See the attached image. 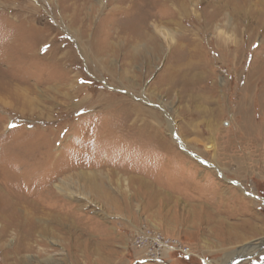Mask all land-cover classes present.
Masks as SVG:
<instances>
[{"label":"rangeland","instance_id":"374dc122","mask_svg":"<svg viewBox=\"0 0 264 264\" xmlns=\"http://www.w3.org/2000/svg\"><path fill=\"white\" fill-rule=\"evenodd\" d=\"M118 3L0 0V264H264V0Z\"/></svg>","mask_w":264,"mask_h":264},{"label":"bare ground","instance_id":"6f19581e","mask_svg":"<svg viewBox=\"0 0 264 264\" xmlns=\"http://www.w3.org/2000/svg\"><path fill=\"white\" fill-rule=\"evenodd\" d=\"M119 1V3L121 4V2L123 1V0H118ZM161 1V0H160ZM162 1H164V2H166L167 0H162ZM133 2V1H132ZM118 3V4H119ZM119 4V5H120ZM116 5V4H115ZM117 7H118V5H117ZM120 7V6H119ZM115 9V8H114ZM167 18V17H166ZM173 19V18H172ZM160 22H161V20H160ZM165 24H167V23H170V21L168 22H164ZM165 24H155V26H153L154 28L153 29H155V30H157L158 31V33H159V35L160 36H162L166 41H167V43L168 44H170L171 43V41H172V36H171V33H170V31L167 29V28H165L164 29V25ZM171 25V24H170ZM169 26V25H168ZM147 28V27H146ZM246 99V98H245ZM245 99H243V102H241V104H238V105H242L243 103H244V101H246ZM250 139V138H249ZM243 140V139H242ZM247 142V141H246ZM67 184V183H66ZM49 185V184H48ZM64 186V185H63ZM51 188V187H50ZM62 188V187H61ZM61 188L60 187H58V186H56V191L57 192H60L61 191ZM11 190V189H10ZM51 190V189H50ZM40 191V190H39ZM18 194V193H17ZM16 194V195H17ZM46 194V193H45ZM38 195V194H37ZM48 195V194H47ZM53 195V194H52ZM28 195H26V197H27ZM51 196V195H50ZM60 196V195H59ZM18 197V196H17ZM24 197V196H23ZM22 197V198H23ZM49 197V196H48ZM22 198H20V199H22ZM43 198V197H42ZM27 199H29V197H27ZM56 199H59V198H56ZM43 200V199H42ZM51 200V199H50ZM17 201V200H16ZM16 201H10L9 202V204H7V205H5L4 206V209L3 210H5L6 212L8 211V210H6V209H8L9 208V210L11 211V213H1V218L2 219H4V222H3V228H2V230H1V232L3 233V232H5L7 229H8V227H15V230H16V233H17V235H20V236H23V237H29V235H30V232L34 229V228H38V226L36 225V224H39V223H41V222H43V218L42 217H40V216H37L36 214L37 213H34L35 211L34 210H36V209H38L39 207H38V205L36 204L37 203V201L36 200H30V201H24V202H26V204H25V206H24V208L26 209V210H28L27 209V207H30L31 208V210L29 211V212H27V211H25V212H23V219H22V223H21V220L20 219H18V216H17V214L15 213V212H19V205H17V204H19L18 202H16ZM54 201V200H53ZM47 202V201H46ZM48 202H49V200H48ZM58 203V202H57ZM47 205V204H46ZM49 205V204H48ZM52 205V204H51ZM56 205V204H55ZM50 207V206H49ZM58 209V208H57ZM62 209V208H61ZM2 210V211H3ZM44 210V209H43ZM51 210V209H50ZM56 210V209H55ZM1 211V212H2ZM61 211V210H60ZM47 212V211H46ZM59 212V211H58ZM53 213V212H52ZM60 213V212H59ZM55 215V214H54ZM48 218V217H47ZM56 220H58L57 218H56ZM36 225V226H35ZM243 251V252H242ZM245 251V252H244ZM255 252H256V249H254V247H248V248H246V249H243V250H241L240 252H237V253H235L234 255L232 254V255H230V256H232L233 258L231 259V262L229 263V264H237V262H239L241 259H244V258H248V257H250V256H252V255H254L255 254ZM203 262H204V264H209V262L207 261V260H203Z\"/></svg>","mask_w":264,"mask_h":264},{"label":"built area","instance_id":"2783aa9c","mask_svg":"<svg viewBox=\"0 0 264 264\" xmlns=\"http://www.w3.org/2000/svg\"><path fill=\"white\" fill-rule=\"evenodd\" d=\"M152 240H154V242H156L159 245V248H162V246H164V247L172 246L173 249L175 248L174 245H170L168 242H163L156 236L152 237ZM177 250H179L180 252H182L184 254H188V253H186L188 251V248H186V247H179L178 246Z\"/></svg>","mask_w":264,"mask_h":264},{"label":"flooded vegetation","instance_id":"af4514ba","mask_svg":"<svg viewBox=\"0 0 264 264\" xmlns=\"http://www.w3.org/2000/svg\"><path fill=\"white\" fill-rule=\"evenodd\" d=\"M260 258H261V259L264 258V253L260 255ZM260 258H259V259H260Z\"/></svg>","mask_w":264,"mask_h":264}]
</instances>
